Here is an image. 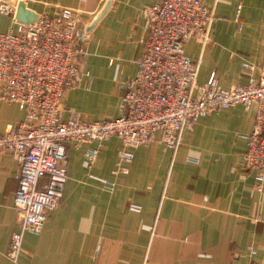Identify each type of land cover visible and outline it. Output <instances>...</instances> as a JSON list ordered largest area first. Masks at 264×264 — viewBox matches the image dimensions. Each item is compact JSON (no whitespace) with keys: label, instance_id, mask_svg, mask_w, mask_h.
<instances>
[{"label":"crops","instance_id":"obj_1","mask_svg":"<svg viewBox=\"0 0 264 264\" xmlns=\"http://www.w3.org/2000/svg\"><path fill=\"white\" fill-rule=\"evenodd\" d=\"M20 1L36 15L79 8L82 21L98 16L88 32L80 81L64 94L61 116L73 111L84 121L116 118L146 37L141 10L157 0ZM201 1L212 15L208 43L190 38L182 44V55L199 61L196 84L211 75L223 89L256 80L264 68V0ZM23 119L14 104L0 102V135ZM253 120V109L219 110L196 120L174 150L154 133L147 145L131 150L126 173L116 176L111 171L123 149L117 138L66 145L59 205L45 214L38 235L23 234L15 264H264V172L258 183L259 172L242 165ZM87 149H97L89 171ZM16 169L11 158L0 156V264H13L5 252L18 227ZM89 175L113 182V191H102ZM129 205L139 211L130 212Z\"/></svg>","mask_w":264,"mask_h":264},{"label":"built area","instance_id":"obj_2","mask_svg":"<svg viewBox=\"0 0 264 264\" xmlns=\"http://www.w3.org/2000/svg\"><path fill=\"white\" fill-rule=\"evenodd\" d=\"M17 2L0 0V17L11 21L10 29L0 32V102L14 104L24 114L21 123L7 126L0 135V156H8L17 166L13 201L18 227L5 252L9 262L16 263L23 234L38 235L45 214L59 205L66 182V145L78 148L117 138L123 149L117 153L111 175L125 174L123 164L132 160L131 150L147 145L154 133L160 134L166 148L174 150L181 134L196 120L241 106L254 111L242 165L258 171V183L262 182L264 68L256 80L247 74L245 85L223 89L213 75L205 84H196L199 61L184 57L182 44L190 38L200 46L208 43L212 15L201 0H157L142 8L146 37L136 60V75L123 84L118 116L105 121H84L73 111H68L65 120L61 116L63 96L79 83L86 57L82 10L56 8L52 16L36 15L33 23L19 24L14 20ZM243 68L250 73L254 67ZM96 156L97 149L83 153L87 171ZM89 178L104 192L114 189L113 182ZM127 209L139 211L134 205ZM246 251L254 255L250 247Z\"/></svg>","mask_w":264,"mask_h":264},{"label":"water","instance_id":"obj_3","mask_svg":"<svg viewBox=\"0 0 264 264\" xmlns=\"http://www.w3.org/2000/svg\"><path fill=\"white\" fill-rule=\"evenodd\" d=\"M14 20L19 24H31L36 20V14L26 9L25 4L18 0L14 13Z\"/></svg>","mask_w":264,"mask_h":264},{"label":"rangeland","instance_id":"obj_4","mask_svg":"<svg viewBox=\"0 0 264 264\" xmlns=\"http://www.w3.org/2000/svg\"><path fill=\"white\" fill-rule=\"evenodd\" d=\"M98 17V16H97ZM97 17L95 19H93L91 21L90 20H87V21H82V16L80 18V29L82 31V35H83V40H84V48H85V54H86V45H87V42H88V32L90 31V28L92 27V25L96 22L97 20ZM10 20L9 19H3L1 22H0V32H5L7 31V29L10 27ZM84 26L86 28H84Z\"/></svg>","mask_w":264,"mask_h":264}]
</instances>
